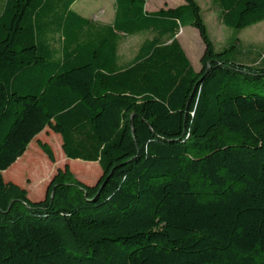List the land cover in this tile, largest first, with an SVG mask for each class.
Wrapping results in <instances>:
<instances>
[{
  "label": "trees",
  "instance_id": "obj_1",
  "mask_svg": "<svg viewBox=\"0 0 264 264\" xmlns=\"http://www.w3.org/2000/svg\"><path fill=\"white\" fill-rule=\"evenodd\" d=\"M185 1L115 0L111 23L76 0L5 1L0 264H264V91L234 87L264 78V63L231 57L238 38L218 50L199 1ZM214 2L227 26L264 20V0ZM187 25L205 44L198 71L177 37ZM139 32L155 35L121 66L123 35ZM47 127L102 173L89 184L66 164L34 200L4 174L27 167Z\"/></svg>",
  "mask_w": 264,
  "mask_h": 264
},
{
  "label": "rangeland",
  "instance_id": "obj_2",
  "mask_svg": "<svg viewBox=\"0 0 264 264\" xmlns=\"http://www.w3.org/2000/svg\"><path fill=\"white\" fill-rule=\"evenodd\" d=\"M6 0H0V12ZM158 5L164 4L166 0H156ZM170 5H179L184 1L167 0ZM181 1V2H180ZM154 0H147L146 8L149 9L153 5ZM202 6L206 21L208 23L210 34L216 43L217 49H223L230 44L237 42L238 48L243 52L251 49L256 44L264 52V20L244 29H237L222 23L219 17L218 7L214 0H199ZM86 5V9L85 8ZM81 14L87 17H94L95 20L106 22L113 18L115 13L114 0H77L74 5ZM184 31L179 35L180 42L188 53V56L198 71L201 68L200 58L204 52V42L196 27L184 26ZM151 32L139 35H129L124 37L120 43V55L125 61L131 60L137 53L141 42L146 37H151ZM247 52V51H246ZM250 55L251 52L249 51ZM234 55V56H233ZM238 56L237 52H232L231 57ZM264 63V62H263ZM239 90L247 93L250 91H264V78L256 80H239L235 86ZM41 143L49 144L54 152L55 161H52L43 150ZM26 152V151H25ZM16 162V161H15ZM14 162V163H15ZM14 163L12 165H14ZM21 163H26L27 167L19 171V175L14 178L5 177L7 181H13L27 188L29 196L34 199H42L45 197L47 186L57 173L58 169L64 168L69 164L73 173L82 181L92 184L102 173V169L98 161H86L83 159L69 158L63 151L61 135L45 128L39 133L28 145L27 153L23 156ZM10 167H13V166ZM9 167V168H10ZM7 168V169H9ZM11 169V168H10ZM78 170L82 171L81 174ZM11 172V171H10Z\"/></svg>",
  "mask_w": 264,
  "mask_h": 264
},
{
  "label": "crops",
  "instance_id": "obj_3",
  "mask_svg": "<svg viewBox=\"0 0 264 264\" xmlns=\"http://www.w3.org/2000/svg\"><path fill=\"white\" fill-rule=\"evenodd\" d=\"M77 1V0H76ZM181 1H184L183 3H181V4H184L186 1L185 0H181ZM180 1V2H181ZM199 1V0H198ZM154 2L155 3H153V5L151 6V8H149V9H147L146 8V10L147 11H149V12H153V11H157V10H159V9H161V8H174V7H177V6H179V5H181V4H179V5H170L169 4V1H165L164 2V4H161V5H158L159 3H158V1H156V0H154ZM147 3V2H146ZM114 6H115V0H114ZM217 6V5H216ZM145 7H146V5H145ZM218 7V6H217ZM83 9H86V5H85V8H83ZM203 10V9H202ZM218 11H219V17H220V9L218 8ZM204 13V12H203ZM114 15H115V13H114ZM205 16V15H204ZM90 18H92V19H94L95 20V18L94 17H90ZM113 19H114V16H113V18L111 19V20H109V21H106V22H103V23H111L112 21H113ZM220 19H221V17H220ZM205 20H206V17H205ZM98 21V20H97ZM221 21H222V19H221ZM99 22H102V21H99ZM207 22V21H206ZM222 23H223V21H222ZM208 24V23H207ZM187 26H192V25H187ZM194 27V26H193ZM182 30L184 31V29H183V27L181 28V30H180V32L177 34V37H178V39H179V35H180V33H182ZM199 31V30H198ZM143 33H146V32H139V33H135V35H139V34H143ZM152 33V36L151 37H146L142 42H141V44H140V46H139V48H138V50H137V53L139 52V50H140V48L142 47V45L144 44V42L147 40V39H152L153 37H154V33L153 32H151ZM200 33V32H199ZM131 35H134V34H131ZM127 36H129V35H123V37H122V39L124 38V37H127ZM201 36V35H200ZM121 39V40H122ZM179 41H180V39H179ZM120 43H121V41H120ZM182 44V43H181ZM215 45H216V43H215ZM251 46H254V47H252L251 49H249V50H246V51H241L239 48H237L238 49V56H236V59L238 60V61H240V62H243V63H247V64H262L263 62H264V52H263V49H260L261 47H258L256 44H251ZM184 47V46H183ZM225 48V47H224ZM204 49H205V45H204ZM218 50H221V49H218ZM186 51V50H185ZM251 52V54L249 55L248 54V52ZM137 53L134 55V57L137 55ZM187 53V52H186ZM118 54H119V63H120V65L121 66H125V65H127V64H129L133 59H134V57L131 59V60H129V61H125V60H123L122 58H121V55H120V45H119V52H118ZM187 55H188V53H187ZM189 57V56H188ZM200 61H201V58H200ZM201 67H202V64H201ZM201 69V68H200ZM62 138V137H61Z\"/></svg>",
  "mask_w": 264,
  "mask_h": 264
}]
</instances>
